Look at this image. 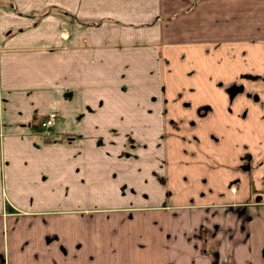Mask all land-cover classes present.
Segmentation results:
<instances>
[{
	"label": "crops",
	"instance_id": "crops-1",
	"mask_svg": "<svg viewBox=\"0 0 264 264\" xmlns=\"http://www.w3.org/2000/svg\"><path fill=\"white\" fill-rule=\"evenodd\" d=\"M201 2L0 0V213L39 263L264 264V0Z\"/></svg>",
	"mask_w": 264,
	"mask_h": 264
},
{
	"label": "rangeland",
	"instance_id": "rangeland-1",
	"mask_svg": "<svg viewBox=\"0 0 264 264\" xmlns=\"http://www.w3.org/2000/svg\"><path fill=\"white\" fill-rule=\"evenodd\" d=\"M224 0H217V5L212 6L214 8L213 10V15L215 17H221V20L223 22V14H224V10H225V5L223 2ZM201 8L202 11L205 14V17L208 18L207 14H208V3L207 0H203V2H201ZM205 23H207V21L205 20ZM223 23H217V27L216 28H222ZM42 130V129H41ZM43 132V130H42ZM44 133V132H43ZM7 199V198H6ZM4 202H8V201ZM9 203V202H8ZM10 206V204H9ZM9 208V207H8ZM15 209H13V211H4L0 213V219H1V224H0V264H41L39 263L40 260L39 257H37V255L32 256L31 253H29V251H23V241H27L29 240L30 236H33L36 232V236L39 235V233H41V231H39V221L37 217L34 216H24L21 211L22 210H18L16 207H14ZM95 207H90L88 211L93 210ZM10 209H12V207L10 206ZM15 210V211H14ZM84 210V209H83ZM140 210L144 213H146L147 211H151L150 208L148 209H138V210H131L132 213H137L139 214ZM137 211V212H135ZM153 211V210H152ZM152 211L150 212V214L152 213ZM128 214V213H127ZM140 217V216H138ZM142 217V216H141ZM144 217V216H143ZM143 224V223H139L138 225ZM60 226L57 229H61V231L64 229L63 224H59ZM129 223H122L121 222V226H120V235H122L121 240L122 241H129V235H125L127 234V232L125 230H129ZM142 228L144 229V226H142ZM116 229H118V226L116 227ZM39 231V232H38ZM56 234H58L56 232ZM150 236L152 235V233H149ZM41 235V234H40ZM54 234H52L51 232L46 234V242H48L50 244V242L53 240V236ZM132 239H134V237L132 236ZM59 242H61V239H57ZM122 243V242H121ZM62 247H61V246ZM63 245L64 243H58V247L56 249H58V253H55V251H53L50 248H47L48 251V255L47 257H52V262L53 264H64L63 260H64V255H65V251L63 249ZM80 245V241L77 240L75 241V245H74V249H76V246ZM122 245H125V243H122ZM126 246V245H125ZM150 246V245H148ZM152 250L153 252L151 254H149V250L147 251L146 248L144 247L145 250H143L142 252L140 251H134L131 250V252L127 251L126 254L121 253L123 255H121L120 261L122 262L123 260H126L127 264H134L133 262L136 261L135 264H167L166 261V254L163 255V252L165 250H163V248L161 247H157L155 248L152 244ZM142 250V249H141ZM157 251L159 253V255L155 252ZM60 252V253H59ZM75 252V251H73ZM135 253V254H134ZM147 253V254H145ZM161 253V254H160ZM45 254H40V256L45 257ZM73 255L75 256V253H73ZM95 256V255H94ZM109 256H114L112 253L109 254ZM223 259H225L224 255ZM102 255H100V259H101ZM160 258V259H157ZM13 259V261H12ZM43 259V258H42ZM44 260V259H43ZM54 260V261H53ZM226 260V259H225ZM38 261V262H37ZM105 261V260H103ZM201 261H204V259L201 257ZM207 261V260H206ZM108 262V261H105ZM113 262V261H112ZM111 262V263H112Z\"/></svg>",
	"mask_w": 264,
	"mask_h": 264
},
{
	"label": "built area",
	"instance_id": "built-area-1",
	"mask_svg": "<svg viewBox=\"0 0 264 264\" xmlns=\"http://www.w3.org/2000/svg\"><path fill=\"white\" fill-rule=\"evenodd\" d=\"M56 122V111L49 110V112L41 118L39 124L43 127V131H45L48 128L55 127Z\"/></svg>",
	"mask_w": 264,
	"mask_h": 264
}]
</instances>
